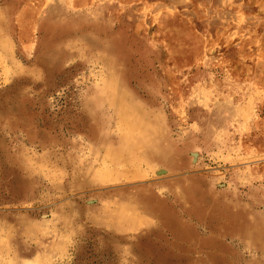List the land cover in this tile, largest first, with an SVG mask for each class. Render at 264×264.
Returning a JSON list of instances; mask_svg holds the SVG:
<instances>
[{"label": "rangeland", "instance_id": "1", "mask_svg": "<svg viewBox=\"0 0 264 264\" xmlns=\"http://www.w3.org/2000/svg\"><path fill=\"white\" fill-rule=\"evenodd\" d=\"M0 264H264V0H0Z\"/></svg>", "mask_w": 264, "mask_h": 264}]
</instances>
